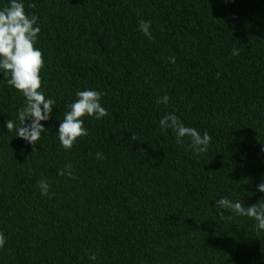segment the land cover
<instances>
[{"label":"trees","instance_id":"trees-1","mask_svg":"<svg viewBox=\"0 0 264 264\" xmlns=\"http://www.w3.org/2000/svg\"><path fill=\"white\" fill-rule=\"evenodd\" d=\"M24 7L38 17L42 88L55 106L38 144L26 145L4 128L23 97L0 76V264H264L255 222L214 208L221 196L246 207L264 196V0ZM86 88L103 92L109 115L84 117L88 135L65 151L55 132ZM165 113L207 131L208 151L161 133ZM66 163L74 178L57 174ZM41 179L51 198L39 195Z\"/></svg>","mask_w":264,"mask_h":264},{"label":"clouds","instance_id":"clouds-1","mask_svg":"<svg viewBox=\"0 0 264 264\" xmlns=\"http://www.w3.org/2000/svg\"><path fill=\"white\" fill-rule=\"evenodd\" d=\"M34 8L35 4H30ZM139 32L148 40H152L151 22L141 20L138 22ZM40 33L38 17L34 14H26L24 0H7V6L0 7V76L10 88L23 97L22 106L16 109L15 120L7 119L4 128L7 132H15V137L21 139L26 145L34 146L41 139V134L46 132L44 125L52 114L55 101L46 96L42 88L40 72L44 68V59L40 48L35 47ZM233 51L232 55H237ZM175 56L169 57V63L175 64ZM219 73H217V77ZM103 92L86 88L76 90L74 99L66 105L67 111L63 119L59 121L56 129V138L61 148L70 150L78 138L88 135V130L83 127L84 117L101 120L109 115L100 101ZM169 97L164 95L157 103L167 104ZM158 127L161 133L171 131L175 135V143L184 145L194 155H200L208 151L211 136L207 131L198 132L194 127L185 126L182 120L173 113H165L159 118ZM135 138L133 137V140ZM33 150H35L33 148ZM264 151V150H262ZM95 159L102 160L103 154L97 152ZM59 176L74 178L71 165L65 164L63 169L57 171ZM41 197L51 198L49 183L41 179L36 185ZM256 191L264 194V182L256 185ZM214 208L223 215L225 211L232 216H243L255 222L257 231L264 233V196L251 206H242L239 200L232 201L221 196L215 199ZM223 210V212L221 211ZM7 239L0 231V249H4ZM89 262H97L95 252L87 255Z\"/></svg>","mask_w":264,"mask_h":264}]
</instances>
